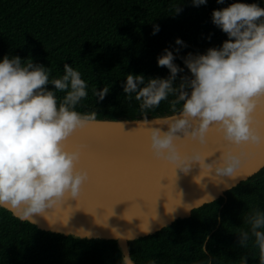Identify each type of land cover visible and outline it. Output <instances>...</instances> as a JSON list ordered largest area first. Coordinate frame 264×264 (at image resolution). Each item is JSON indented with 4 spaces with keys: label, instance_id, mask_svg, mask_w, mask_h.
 Returning a JSON list of instances; mask_svg holds the SVG:
<instances>
[{
    "label": "trees",
    "instance_id": "1",
    "mask_svg": "<svg viewBox=\"0 0 264 264\" xmlns=\"http://www.w3.org/2000/svg\"><path fill=\"white\" fill-rule=\"evenodd\" d=\"M233 2L264 8V0H207L199 6L192 0H0V59H31L49 67L50 78L62 76L64 63L70 64L88 84V96L75 110L95 112L96 119L167 115L173 113L169 101L174 97L141 112L134 94L128 100L123 92L126 74L167 78L169 70L157 65L167 48L183 69L174 86L181 77H191L183 58L219 48L229 39L212 23L211 14ZM156 25L159 31L153 34ZM104 86L109 92L100 101L92 90ZM56 95L62 98L65 93ZM226 197L225 202L220 197L194 209L188 218L129 242L134 263L201 264L215 257L212 264H240V257L246 256L247 264H259L258 249L252 243L241 248L238 233L249 229L244 218L253 209L264 212V168L227 191ZM206 237L207 256L201 251ZM121 257L113 240L44 231L0 208V264H120Z\"/></svg>",
    "mask_w": 264,
    "mask_h": 264
},
{
    "label": "clouds",
    "instance_id": "2",
    "mask_svg": "<svg viewBox=\"0 0 264 264\" xmlns=\"http://www.w3.org/2000/svg\"><path fill=\"white\" fill-rule=\"evenodd\" d=\"M192 2L199 6L207 0ZM175 11L180 9L176 7ZM211 18L229 39L219 48L184 57L191 77H181L179 85L174 86L173 81L183 69L174 63L173 52L165 48L157 57V65L166 67L169 76L146 79L142 74L128 73L123 92L128 100L134 94L141 112L159 107L170 95L174 97L169 101L173 114L157 123L166 125V130H148V146L155 158L182 172L195 162L208 174L236 177L241 174L243 146L264 144V132L253 126L254 112L264 106V8L256 3L233 2L214 9ZM158 31L159 26H154L153 34ZM176 44L183 46L184 42L176 38ZM50 71L19 56L0 59V208L22 222L35 223V215L45 216L46 209H55L68 198L76 199L88 179L85 170L76 168L79 149L64 148V141L76 129L96 119L95 112L82 114L75 110L88 96V84L68 63H64L59 78H50ZM49 84L52 89L47 87ZM92 91L102 101L109 87ZM58 92L65 95L58 98ZM210 125L237 151L221 152L218 161L206 163L207 156L198 151L182 154L178 150L180 134L204 145ZM197 201L185 204V209L192 211ZM244 223L250 227L239 231L238 245L247 248L252 243L258 249L259 264H264V212L253 209ZM207 239L201 244L205 256L209 255ZM212 259L201 264H212ZM120 264H134L126 250ZM148 264H155V260ZM240 264H247L246 256L240 257Z\"/></svg>",
    "mask_w": 264,
    "mask_h": 264
},
{
    "label": "water",
    "instance_id": "3",
    "mask_svg": "<svg viewBox=\"0 0 264 264\" xmlns=\"http://www.w3.org/2000/svg\"><path fill=\"white\" fill-rule=\"evenodd\" d=\"M172 114L95 119L76 129L64 141V148L79 149L76 168L85 170L88 179L76 199L68 198L57 208L46 209L45 216L35 215V223L31 224L76 238L113 240L123 256L125 250L130 254L129 242L152 235L177 219L188 218L194 209L220 197L225 202L227 191L264 168L261 144L243 146L241 174L236 177L208 174L195 162L187 172L175 170L169 162L155 158L148 146V130H166V125L157 123ZM253 126L264 132V106H258L254 112ZM180 135L182 139L176 141L178 150L182 154L198 151L207 156L206 163L218 161L221 152L237 151L214 125H210L204 145ZM194 201L197 202L192 211H187L184 205Z\"/></svg>",
    "mask_w": 264,
    "mask_h": 264
},
{
    "label": "snow or ice",
    "instance_id": "4",
    "mask_svg": "<svg viewBox=\"0 0 264 264\" xmlns=\"http://www.w3.org/2000/svg\"><path fill=\"white\" fill-rule=\"evenodd\" d=\"M68 138H69V137H68ZM68 138H67L66 140H68ZM66 140H65V141H66Z\"/></svg>",
    "mask_w": 264,
    "mask_h": 264
}]
</instances>
